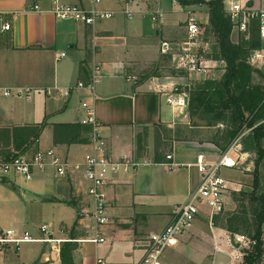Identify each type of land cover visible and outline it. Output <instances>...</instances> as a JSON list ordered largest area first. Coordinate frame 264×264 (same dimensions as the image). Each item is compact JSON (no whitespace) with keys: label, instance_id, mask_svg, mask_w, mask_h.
Wrapping results in <instances>:
<instances>
[{"label":"crops","instance_id":"crops-1","mask_svg":"<svg viewBox=\"0 0 264 264\" xmlns=\"http://www.w3.org/2000/svg\"><path fill=\"white\" fill-rule=\"evenodd\" d=\"M237 1L255 10L264 8V0ZM54 2L88 5V0H0V160L13 153L31 157L50 150L68 168L59 176L47 158L46 165L35 168L27 181L16 176L0 180V227L41 237L40 227L45 226L53 238L72 242L77 264H95L96 258L102 264H136L148 237L163 230L175 207L198 187L197 156L211 162L225 152L213 143L210 132L201 130L205 126H188L166 149L159 147L165 137L157 134L161 128L172 132L186 108L166 101L168 96H186L179 87L187 85V77L164 73L166 62L187 74L176 66V47L185 38L188 16L202 23V29L209 28L207 7L180 5L176 0H101L98 8L113 11L114 16L82 25L56 19L51 12ZM33 5L39 10H30ZM6 23L9 29L2 31ZM205 29L204 40L215 45L214 36L209 30L205 34ZM95 68L99 78L91 90L71 88L67 97L59 92L77 82L89 84ZM220 69L218 77L223 65ZM147 70L152 75L146 82L127 80L135 76L130 74ZM153 84L163 86L164 92ZM26 89L31 91L29 97L16 95ZM91 92L95 98L90 104ZM83 102L93 107L107 155L136 162L106 176L102 191L108 224L102 230L105 241L97 245L84 241L94 224L82 169L92 138L90 126L80 122L85 115ZM75 165L78 169H72ZM208 214L203 208L186 234L200 232L212 244L208 264H229L234 253L228 250V232L216 225L222 213L212 218ZM186 234L173 251L164 254L162 264L205 263L200 240L199 254L194 246L181 254L179 244ZM172 253L182 255L179 261L169 257ZM0 264L61 262L60 256L49 254L47 245L28 242L17 252L0 256Z\"/></svg>","mask_w":264,"mask_h":264},{"label":"built area","instance_id":"built-area-1","mask_svg":"<svg viewBox=\"0 0 264 264\" xmlns=\"http://www.w3.org/2000/svg\"><path fill=\"white\" fill-rule=\"evenodd\" d=\"M101 0H88V5L81 3H65L61 4L54 2L51 9L52 14L56 19L72 21L82 25H93L103 20L112 18L114 12L110 10H102L98 8ZM224 10L229 16L232 24L231 33L236 32L237 35L248 34L249 27L252 21L256 22L258 29V38L261 47L252 50L247 58V63L255 70L264 69V8L255 10L247 5H241L237 0H224ZM33 11H38L39 6L33 5L29 8ZM9 25L3 24L1 30H8ZM185 38L182 40L177 51L176 66L183 69L188 77L191 75H205L213 69L215 65L211 64V56L209 43L204 40V31L192 16H188L184 24ZM99 70L94 69L91 82L84 85L82 82L75 83L74 86H69L63 91H59L63 96L67 97L71 88H87L92 89V83L98 80ZM127 80L136 82V77H127ZM153 82V80H150ZM157 91H163L164 87L153 84ZM264 88V83L262 84ZM92 93V92H91ZM5 95H9L8 91H4ZM31 91L26 89L23 92H16L17 96L29 97ZM184 97L177 96L176 99L167 97L166 101L176 107H184ZM95 98L92 93L90 104ZM264 102V97H263ZM89 103L83 102L85 107V115L80 120L81 124L88 125L92 131L90 141L91 150L84 156L83 159V177L87 182L86 194L91 201L90 216L93 220V232L87 236L84 241H89L95 245L105 241L102 230L108 224L106 216V200L102 191L103 186L107 183L106 176L109 173L115 174L119 168L133 166L135 161L130 157L123 156L119 160H113L106 153L105 140L100 133V124L95 119L93 107ZM264 126V117L250 127H246L237 137L240 139L244 135L251 133L257 126ZM219 124V127H222ZM225 150L216 161H206L203 155H198L196 165L201 173L198 187L190 194L188 199L175 207L173 219L164 227L163 230L148 237L145 250L142 257L136 264H162L161 258L163 253L174 247L179 240V237L188 231L197 215L204 208L208 211L209 218L213 215L222 213L225 206L226 194L233 190L231 183L222 174L223 169H233L237 166L238 160L231 156L233 147ZM171 156L167 155V159ZM47 158L55 167L56 173L63 176L67 173V165L59 162L52 151L37 152L31 157H25L20 154L12 155L7 159L0 160V180L10 178L12 176L21 177L27 181L31 178L35 168H43L46 165ZM72 169H78L75 165ZM43 236L34 237L25 232H19L13 228L0 227V256H3L8 251L17 252L20 247L28 242H38L48 246L49 254L59 259L61 245L65 241L60 238H53L47 231L45 226L40 227ZM235 241L243 252L237 257H244L247 250L255 244L254 240L242 235H236ZM101 258H96L95 264H102ZM254 264H264V258Z\"/></svg>","mask_w":264,"mask_h":264},{"label":"trees","instance_id":"trees-1","mask_svg":"<svg viewBox=\"0 0 264 264\" xmlns=\"http://www.w3.org/2000/svg\"><path fill=\"white\" fill-rule=\"evenodd\" d=\"M180 5L201 4L207 7L209 32L214 36L217 45V56L224 61V72L217 81H204L188 91L186 111L189 116L199 111L213 114L214 120L227 121L229 129L223 134H214L212 141L223 153L227 146L239 134L241 128L250 127L264 117L263 85L252 81L253 70L245 59L250 48H254L258 38V29L252 21L248 34H241V42L231 41V28L229 16L224 10V0H176ZM256 71V70H255ZM228 116V117H227ZM204 118L203 115H201ZM43 124H40V127ZM40 128L33 135L37 139ZM255 144L258 158L263 155L264 126L259 125L249 133ZM248 135V134H247ZM9 156V155H8ZM6 156L5 159L9 158ZM12 156V155H11ZM10 156V157H11ZM256 170V168H255ZM252 192L249 195L250 215L247 217L244 206L239 211H234L225 220V230L232 234H240L242 229L255 244L247 250L243 257L244 264H254L264 258L262 248V225L264 223V187L260 186L258 174H253ZM244 194V192H242ZM74 245L70 241L64 242L60 251L61 264H75L70 256ZM70 256V257H69Z\"/></svg>","mask_w":264,"mask_h":264},{"label":"rangeland","instance_id":"rangeland-1","mask_svg":"<svg viewBox=\"0 0 264 264\" xmlns=\"http://www.w3.org/2000/svg\"><path fill=\"white\" fill-rule=\"evenodd\" d=\"M198 24L200 27H202V23H198ZM203 29H205V28H203ZM233 33L234 34L231 33V37H230L231 41L235 42V43L241 42V36L237 35L236 32H233ZM252 37H253L254 41H257V42L259 41V39H257L256 33H254ZM179 45L180 44H178V46L176 47L177 50L175 51V54H176L175 59L177 58V51H178ZM259 47H261L260 41L257 43V45L254 48H250L248 50L247 55L245 57L246 61H247L249 53L254 49H258ZM208 48H210V54L208 56H212V58L215 59L216 66L213 69L211 68V70L208 71V73L205 75H191V78H189L188 74H185L184 72H181L178 70L176 71V69H174L171 62H169V63L166 62L165 70H163L164 73L176 74L179 76L187 77L186 81H185V82H187V85H185V87L183 85H181L179 87L180 88L179 90L185 92L186 96H188V91H190V89L195 88L198 84H200L204 81H217L221 78V76L218 77V74L220 72L219 70H221L220 69L221 65H223V67H224V61L222 64L219 61L220 59L217 56V45L216 44L215 45L211 44V46H209ZM175 63H176V61H175ZM251 69L253 70L254 68L251 67ZM212 70H214V71H212ZM151 71L152 70H149V71L147 70V71H144L143 73L142 72L141 73L135 72V73L130 74V75H135L137 82L144 83L152 75ZM253 71L254 72L252 74V81L254 83H258V84L262 85L264 83V69H261V71L258 69L256 71L255 70H253ZM212 74H214V75H212ZM185 114L188 116L187 119L183 118V115H185ZM201 115H203L204 118H202ZM212 116H213L212 113L207 114V113H204L201 111H199L197 114H195L193 116H189L187 111H186V108H185L182 111V113L178 115V119L174 125V128L172 129L173 130L172 132L168 133L164 128H161L160 131L157 132V134L160 136V138L165 137L164 139H166L160 143L159 147L160 148L163 147V149H166L174 136L182 135L185 131H188L187 130L188 126H205L206 128L201 129V130L206 131L207 133L210 132V134H209L210 136H213V134H216V133H217V135H221V134H223L222 132H226V130L229 129L230 123L228 122V120L224 122L222 120L221 121L214 120L213 118L209 119ZM219 124H222L223 126L219 127L218 126ZM243 129L244 128L242 127L239 134L243 131ZM174 132H175V134H174ZM239 134L227 146V149H228V148L232 147L233 144L236 143L237 145L235 147H233V151L231 153V156H233V157L234 156L235 157L240 156L241 159L238 160V164L235 168L230 169V171H227V173L225 174V178L231 183V187L233 188V190L229 191L228 194H226V198H225L226 203L224 206V210L222 211V214L220 215V218H219L218 222L216 223L217 226H221V225L225 226V220H226L227 216L230 215L234 211H239L241 206H244V210L246 211L247 217L249 219L251 218L249 195L252 192L254 171H256L258 174L260 186L264 187V152H263L262 157L259 159L258 154H257V150L255 148V144L252 140L251 135L248 133V135H244L243 137L238 139L237 137L239 136ZM155 138L157 140V137H155ZM262 148L264 150V145ZM16 154L17 153L10 154L8 157H10L11 155H16ZM255 168H256V170H255ZM242 192H244V194ZM241 232H243V233L232 234V235L230 233H227L228 240H229L228 250L232 251L234 253L233 254L234 258H233V260H231V263H229V264H244L243 257H242V259L237 257L239 255V253L243 252V249L235 246V244H237L235 241L236 235H242V236L248 237V235L246 233H244L245 232L244 229H242ZM263 233H264V223L262 225V235H261V239L263 242L262 248L264 250V234ZM184 234H186V232L183 233L179 237V239ZM85 235H87V232L85 233ZM208 235H209V233H208ZM210 236L212 237L211 234H210ZM199 240L204 242L203 247L205 250L202 251V253L204 254V259H205L204 264H208L209 261L211 260V257L213 256V248H212V244L210 245V242L208 241V239L206 237L202 238L200 236V232H187V234L183 238L184 242L179 244V246L180 245L182 246V248L180 249V252L182 255L185 254L183 252L187 251V249L189 250L188 252H191V250H193V246H194V250L199 254L200 249L197 246V242ZM86 242H89V241H86ZM206 242H208V243L206 244ZM187 243L189 244L188 246H187ZM62 244H64V243H62ZM195 246H196V249H195ZM172 248L167 249L163 253L162 258L164 256V254L168 253L171 250L173 251L174 248L173 249ZM74 249L75 248L73 247L71 252H70V256H71L72 260H74L73 259V252H74L73 250ZM181 254L175 255V253H172V254H170L169 257L172 260H174V262H176L177 260L179 261L178 257H181L182 256ZM203 254H200V255H203ZM262 258H263V256H262ZM75 264H77V263L75 262ZM185 264H193V263H190V261L189 262L186 261Z\"/></svg>","mask_w":264,"mask_h":264},{"label":"water","instance_id":"water-1","mask_svg":"<svg viewBox=\"0 0 264 264\" xmlns=\"http://www.w3.org/2000/svg\"><path fill=\"white\" fill-rule=\"evenodd\" d=\"M187 100H188V98H187V96H185V97H184V104H185V105H187ZM235 246L238 247V244H235Z\"/></svg>","mask_w":264,"mask_h":264}]
</instances>
